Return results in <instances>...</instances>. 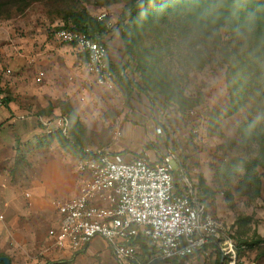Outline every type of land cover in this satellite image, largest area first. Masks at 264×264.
I'll use <instances>...</instances> for the list:
<instances>
[{
  "label": "rangeland",
  "instance_id": "obj_1",
  "mask_svg": "<svg viewBox=\"0 0 264 264\" xmlns=\"http://www.w3.org/2000/svg\"><path fill=\"white\" fill-rule=\"evenodd\" d=\"M138 1L0 0V256L12 264H116L101 239L65 255L47 249V233L53 203L77 196L84 184L81 152L128 143L133 156L172 149L185 161L232 244L220 264H264V83L249 78L245 94L235 89L247 45L211 18L220 7L205 17L195 2L149 5L132 17L128 37L133 62L144 67L151 112L137 89L128 96L124 79L142 86L134 65L125 77L118 68L126 57L117 23ZM61 23L106 43L115 90L97 87L77 53L55 38ZM58 115L72 122L68 136L42 124Z\"/></svg>",
  "mask_w": 264,
  "mask_h": 264
},
{
  "label": "built area",
  "instance_id": "obj_2",
  "mask_svg": "<svg viewBox=\"0 0 264 264\" xmlns=\"http://www.w3.org/2000/svg\"><path fill=\"white\" fill-rule=\"evenodd\" d=\"M108 18L107 12L98 16L101 22ZM53 33L77 53L97 87L115 90L106 43L64 25H57ZM121 75L128 76L127 70ZM44 77L41 72L37 81ZM42 124L50 132L70 133V121L61 115ZM116 138H122L120 131ZM83 153L79 171L84 184L77 196L53 203L56 217L47 233V249L77 255L101 239L116 264H150L158 258L180 263L231 253L222 224L175 151L167 149L160 156L142 151L129 157L94 148ZM141 241L150 255H143Z\"/></svg>",
  "mask_w": 264,
  "mask_h": 264
},
{
  "label": "trees",
  "instance_id": "obj_3",
  "mask_svg": "<svg viewBox=\"0 0 264 264\" xmlns=\"http://www.w3.org/2000/svg\"><path fill=\"white\" fill-rule=\"evenodd\" d=\"M195 2L198 7L202 10L201 13L205 17H209L214 11L215 7H220V14L215 15L214 20L217 19L220 28H229L231 30H236L238 37L247 45V50L241 52L238 55L239 68L242 72V82L235 84V89L237 92L245 94L250 86L249 78L257 79L261 83H264V0H139L136 4L132 5L119 19L117 27L120 29L121 39L123 42V54L126 57V61L119 64V70L125 72L134 65V73L139 75L140 83L139 85L136 81H129L124 79V82L128 88V96L131 97L134 93V89H137L141 95H144L149 103L151 112L155 109V103L152 97L149 95V89L146 86V79L144 77V67L141 64H136L132 60V52L129 44L128 31L131 26L129 23L132 17H135L142 12L146 11L147 7L152 3L165 4L166 7L176 6V8L181 9L189 3ZM213 15V14H212ZM91 18L88 17V20ZM64 25L75 31H81L87 33L98 41H103L95 37L88 29L82 26H69ZM80 58V57H79ZM81 60V58H80ZM82 62V60H81ZM72 127V122H70V131ZM149 145L147 146V148ZM127 152H121V154H126ZM179 155V154H178ZM180 156V155H179ZM85 155L81 152L79 160H83ZM182 160V159H181ZM183 168L187 171V166L184 160L181 161ZM196 187L204 196V200L210 208V202L206 191L203 187L196 182ZM141 250L144 256L150 255L149 248L145 245L144 241H141ZM5 257V256H0ZM220 256H218L217 264H220ZM187 260L177 263L163 262V264H184Z\"/></svg>",
  "mask_w": 264,
  "mask_h": 264
},
{
  "label": "crops",
  "instance_id": "obj_4",
  "mask_svg": "<svg viewBox=\"0 0 264 264\" xmlns=\"http://www.w3.org/2000/svg\"><path fill=\"white\" fill-rule=\"evenodd\" d=\"M91 77V76H90ZM92 78V77H91ZM93 80V79H92ZM130 127H132V126H130ZM131 147H132V145H131V143H128V144H126L124 147H122V148H119V150H117V151H113V152H119V153H121V152H124V151H126L127 153L125 154L127 157H129V156H133V154L130 152V150H131ZM54 212H55V208H54ZM56 213V212H55ZM55 213H53V215L55 214ZM56 217V216H55ZM54 219V218H53ZM88 249H90V247L88 248ZM59 253V252H58ZM62 254H65V255H68V254H66V253H62Z\"/></svg>",
  "mask_w": 264,
  "mask_h": 264
},
{
  "label": "water",
  "instance_id": "obj_5",
  "mask_svg": "<svg viewBox=\"0 0 264 264\" xmlns=\"http://www.w3.org/2000/svg\"><path fill=\"white\" fill-rule=\"evenodd\" d=\"M162 263L161 259H155L150 264H160ZM0 264H12L11 260L8 257H0Z\"/></svg>",
  "mask_w": 264,
  "mask_h": 264
}]
</instances>
